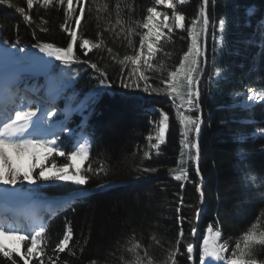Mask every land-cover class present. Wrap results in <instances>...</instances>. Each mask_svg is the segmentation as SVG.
Returning <instances> with one entry per match:
<instances>
[{
    "label": "trees",
    "instance_id": "1",
    "mask_svg": "<svg viewBox=\"0 0 264 264\" xmlns=\"http://www.w3.org/2000/svg\"><path fill=\"white\" fill-rule=\"evenodd\" d=\"M12 2L29 11L26 0ZM99 2L109 3L110 9L114 10L117 0ZM127 2L134 5V17L137 19H142L146 15L147 6L151 5V0ZM199 4L200 0H189L182 7L187 22L195 17ZM248 8H253L251 17L245 13ZM38 11L39 14L36 9L31 11L34 22L29 27L14 9L0 5V44L12 48L14 58L24 59L23 64L29 63L31 57L42 54L32 47L37 42H52L66 47L68 40L59 27L63 22L62 11ZM209 13L213 20L225 17L230 24V33L222 51H217L215 56L211 28L207 35L208 63L207 71L202 76L203 124L199 141L204 210L201 213L198 233L201 240L205 229L209 225H215L222 231L225 240L232 238L234 246L235 238L264 213V137L258 133V129L264 127V104H257L250 112H246L236 109L233 99L237 92L246 96L248 87L264 89V31L260 30V26L264 25V0H217L214 10L211 3L209 4ZM94 15L95 13L93 18L86 17L83 25V34L93 40L100 30ZM41 17L48 21L45 25L50 29L48 32L39 31ZM112 21H115L114 12ZM103 26L104 22L101 21L100 27ZM182 35L186 37L187 34L185 32ZM104 38L113 49V54L122 58L124 54L131 53L132 50L126 47L122 38L114 40L108 33L104 34ZM136 39L138 41V37ZM4 40L9 43L4 44ZM187 43L186 38L176 36L174 44L166 47L172 54L171 58L161 53L160 59L168 66L177 64L187 50ZM18 48H24L25 51L20 52ZM75 51L81 60L90 58L102 67L107 65L111 89L124 95L110 94L107 89H103L106 94L96 96L102 90L100 78L85 64H75L70 72L64 70L68 75L61 76L60 62L55 61L57 67L48 79L23 75L24 84L31 87L48 89L49 85L56 88L59 107H65L66 104L74 110L87 107L83 118L72 116L67 125H78L79 130L90 135V161L93 166L97 167L103 161L110 169L107 176L92 175L85 186L61 185L44 189V198L49 200L68 198L69 194L81 190L85 193L70 208L48 223L53 246L62 237L65 225L69 222L74 230L73 245L75 240H80L83 244V237L89 238L83 253L78 248L75 257L69 256L67 252L60 253L59 264H64L65 261L69 264H89L93 259L102 261L103 264H123L120 257L128 259L130 254L117 241L124 244L126 238L133 233L148 248L156 264H162L169 241H175L181 227L186 233L184 239L194 242L190 232L193 224L197 227L196 210L201 207L200 194L195 190V183L200 179L194 171H189L191 182H184L183 189L180 182L169 175L168 170L176 166L180 152L179 126L171 102L159 98L147 100L149 97L159 96L122 88L120 66L113 64L106 52L93 51L86 57L78 48ZM214 61L226 75V79L218 84L210 83L208 77V73L214 71ZM151 82L159 85L157 78ZM128 97L143 99L131 100ZM235 103H239V98ZM150 106L168 112L172 127L161 153L158 156L152 153L151 159L142 160L143 151L147 150L148 144L145 137L153 131L150 121H156V116L147 110ZM241 133L247 134L250 139L238 143L236 137ZM59 145L66 153L72 151L70 138L65 135H62ZM241 153L245 154L244 159H241ZM141 162L157 171L147 174L134 171ZM52 163L63 166L67 161L62 157H50L46 164L51 166ZM86 166L87 162L82 169ZM246 174L257 177L255 185L245 184ZM178 206L181 207L179 214L175 211ZM178 215L185 218L182 224L177 220ZM258 227L264 230V218H261ZM153 235L160 244L151 239ZM180 247L183 254L178 257V264H191L187 253L183 251L184 244ZM195 250V262L199 264V243ZM48 251L51 255V248ZM257 259L264 261V253H258ZM17 260L19 261V257ZM19 264L23 262L19 261ZM32 264L37 262L33 261Z\"/></svg>",
    "mask_w": 264,
    "mask_h": 264
},
{
    "label": "snow or ice",
    "instance_id": "2",
    "mask_svg": "<svg viewBox=\"0 0 264 264\" xmlns=\"http://www.w3.org/2000/svg\"><path fill=\"white\" fill-rule=\"evenodd\" d=\"M187 3L189 0H151V5L146 8V15L142 19H137L134 17V5L128 3L127 0H117L114 10L110 9L109 3H101L99 0H26L29 11L13 3L12 0H0V5L14 9L29 27L34 22L31 15L34 9L37 10V14H39V9L63 12V22L59 27L60 31L68 37L66 47L57 46L52 42H37L32 45L48 58H35L45 69V74L51 73L57 67L53 61L60 62L59 74L61 76L69 74L64 71L65 69L70 72L73 65L85 64L100 78L102 90L95 95L106 94L103 89L112 87V84L108 83L107 65L102 67L90 58L81 60L75 50L78 48L86 57L89 52H106L112 63L120 66V86L122 88L142 91L149 96H166L171 101L180 137L177 163L175 167L168 170L169 175L175 181L180 182V187L183 189L184 182H191L190 167L195 166V175L200 177L199 182L195 183V190L200 194V203H203V177L199 167L201 154L199 137L203 124L204 81L202 76L207 71L208 63L206 38L211 28L215 56V53L222 51L227 43L230 24L223 16L218 20H213L210 15L209 4L211 3L214 10L217 0H200L197 14L190 22H187L186 15L182 11V7ZM160 6L163 9H170L171 12L160 10ZM113 12L114 23L112 21ZM93 13H95L94 19L97 27L100 29L95 40L83 34L86 17L93 18ZM246 15L251 17L253 10L249 8ZM101 21L104 22L102 28L100 27ZM47 24L48 21L41 17L39 31L48 32L50 29L45 26ZM260 30L264 31V25L260 26ZM185 32L186 37L182 35ZM105 33H108L114 40L122 38L126 42V47L132 50L131 53L124 54L122 58L113 54V49L107 45L104 38ZM178 35L181 39H187V50L183 52L177 64L168 66L164 60L160 59V55L163 53L164 56L171 58L172 54L166 50V47L174 44L175 37ZM3 43L8 44L9 41L4 40ZM18 51L24 52L25 49L18 48ZM213 69V72L208 73L210 83L218 84L226 79L224 71L219 69L215 61ZM154 78L159 80V85L151 82ZM23 83L24 77L21 72H17L11 78H5L0 83V186H4L0 197H3L5 201L33 202L43 198L41 186L37 184L38 181L51 183L70 180L76 185H85L92 175L107 176L110 169L103 161H100L97 167H94L90 161L91 143L87 137L81 135L76 139L70 153L60 148L58 140L60 133L64 131V123L60 122L58 130H54L57 129L56 121L52 120L58 111H54L56 96L49 94L41 98L37 87L26 85L22 87ZM237 98H239V103H235ZM92 99L94 101L95 97ZM128 99L137 100L139 98L128 97ZM233 99L236 109L250 112L257 104H264V89L257 90L248 87L246 96L237 92ZM155 111L159 113V120L150 121L154 124V130L145 137L148 144L147 150L143 151L142 160L151 159L153 151L157 156L161 153L162 146L167 143V136L172 127L168 112L160 108ZM68 118V113L65 112L64 120ZM258 133L264 137V127L259 128ZM68 135L70 139L73 137L71 129L68 130ZM248 139L250 137L245 133L236 137L238 143H244ZM41 157L45 161L49 157H63L67 163L63 166L52 163L50 167H46L45 164L39 163ZM77 158L82 163L87 162V166L83 169L76 168L72 161ZM244 158L245 154L241 153V159ZM25 159L32 161L26 170L22 165ZM37 167H39V173L34 176L33 173L36 172ZM134 171L147 174L154 173L157 169L145 166L141 162ZM48 173L55 174L49 175ZM256 180L257 177L254 175L246 174L245 176L246 185H255ZM25 183L37 185V187L25 189L23 187ZM84 195L82 190L71 193L67 199L56 201L43 212L23 217L0 215V258H2L0 264H19V261L23 264H32L33 261L37 264H59L60 253L67 252L69 256L75 257L77 248L80 253H83L88 237H83V244L80 240H75L73 245L74 230L69 222L65 225L62 237L53 246L48 232V223L59 215L63 208L70 207L76 199ZM180 205H183L182 196ZM175 211L179 214L181 207H176ZM201 212L202 209L196 210L197 220ZM261 218H264V213L261 214ZM261 218H258L246 231L235 238L234 246L232 238L225 240L218 227L209 225L199 245V264H264V261L257 259L258 253H264V230L258 227L261 224ZM184 219L180 215L177 216L181 224ZM197 233L198 229L193 224L190 235L196 237ZM185 235L181 227L175 241H169V247L165 250L166 258L162 264H178V257L183 254L180 247L182 243L187 259L190 261L193 259L194 244L190 240L186 241ZM151 239L160 244L155 235ZM10 241L15 243L10 244ZM117 244L130 254L128 259L120 257L123 264H156L148 248L136 239L134 233L126 238L124 244H120L119 241ZM49 248H51V255ZM110 255L113 254L110 253ZM64 264H69V262L65 261ZM89 264H103V262L93 259Z\"/></svg>",
    "mask_w": 264,
    "mask_h": 264
},
{
    "label": "rangeland",
    "instance_id": "3",
    "mask_svg": "<svg viewBox=\"0 0 264 264\" xmlns=\"http://www.w3.org/2000/svg\"><path fill=\"white\" fill-rule=\"evenodd\" d=\"M187 4H188V3H187ZM248 9H249V8H248ZM248 9L246 10L245 13H247ZM251 9L253 10V8H251ZM160 10L165 11V12H169V13L171 12L170 9H163L162 6H160ZM3 48H4V47H3ZM206 48H207V45H206ZM3 50L6 51V54H5V52H4V55H3V54L1 53V50H0V68H1L5 73H9V74H11V75H12L11 77L15 76L17 72H21L22 74H25V75H31V76H35L36 74H39V73L32 72L31 70H29L28 68H26L25 65H22L21 62H20L21 60H18V59H16V58H14V56H13L11 50L7 49L6 47H5ZM206 51H207V49H206ZM42 56H43V54L40 55V56H34V57H32V61H31V63H33V61L36 60L35 58H39V57H42ZM30 72H31V73H30ZM32 73H33L34 75H33ZM40 75H43V76L47 77V76L49 75V73H48V74H45V73H44V74H40ZM42 91H43V90H42ZM109 92H111V91H109ZM49 94L55 96V92H54L53 90H51V89H50V92L48 93V95H49ZM48 95H47V96H48ZM47 96H46V97H47ZM41 97L45 98L43 95H42ZM153 98H157V97H153ZM42 102H43V101H42ZM155 109H157V108H155V107H153V106H150V107L147 108L148 112H150V114L156 116V121H158V120H159V113L156 112ZM56 110H58V111H57V114L54 115L53 117H55V116H60V119H59L58 121H56V123H57V129H54V130H58V127H59L60 122L63 121V123H64V131H63L62 133H60V134H63V133H64V134H68V130H69V129H68V128L66 129V123H67V121H68L69 118L65 121V120H64V114H65V112H67V113H68V116L70 117L71 114H72V113H71V110L68 111V109H59V108H57V107L55 106L54 111H56ZM75 114H77V115L83 117V112H82V111H79V112L76 111ZM150 126H151L152 129L154 130V124L150 123ZM78 130H79L78 128H76V130H75V129H71L72 133H75V132H76V133L74 134V138H75V140L78 139V138L81 136V132H79ZM82 135H83V136H86V135L83 134V133H82ZM60 136H61V135H60ZM75 140H74L73 147H74V145H75ZM163 146H164V145H163ZM153 153H155V152L153 151ZM49 158H50V157H49ZM62 158H63V157H62ZM31 163H32V161L29 160L27 167L30 166ZM39 163H43V164H45L46 167H50V165H47V164H46V161L43 160V157H41ZM72 163H73V162H72ZM85 163H86V162H84L83 164H81V165H79V166H77L75 163H73V164L76 165V168H80V169H82V167L84 166ZM27 167H25L24 169L26 170ZM73 170H75V169H73ZM190 170H193L194 173H195V166H191V167H190ZM38 173H39V167H37L36 172L33 173V175H34V176H35V175H38ZM48 174H49V175H54L55 173H48ZM37 184H39V185L41 186V192H42V197H43V198L35 200L37 203H40V204L37 205L38 207H33L32 210H34L35 208H37V209L44 208V210H45V208H47L49 205H53V204H54V203H50V204L43 203V202H50V201H52V200H49V199L44 198V194H45L44 189H46V188H55V187H57V186H61V185H72V186H75V187H81V186H84V185H76V184L72 183L70 180H69V181H55V182H51V183H43V182H39V181H38ZM17 186L21 187L20 185H17ZM23 187H24L25 189H27V188H35V187H37V185H28L27 183H25V184L23 185ZM206 233H207V228H206L205 231H204L203 237H204V235H205ZM197 236H198V238H197V237L194 238V242H193L194 244L196 243L195 246H194V253H193V257H194L193 263H195V264H196V262H195V253H196V250H195V249H196V246L198 245V243H199V245H200V244L202 243V241H203V237L201 238V240H199V233H197ZM14 243H15V242H13V243H11V244H14Z\"/></svg>",
    "mask_w": 264,
    "mask_h": 264
},
{
    "label": "bare ground",
    "instance_id": "4",
    "mask_svg": "<svg viewBox=\"0 0 264 264\" xmlns=\"http://www.w3.org/2000/svg\"><path fill=\"white\" fill-rule=\"evenodd\" d=\"M3 49L4 48L2 46H0L1 53L4 55V52L6 54V51L3 50ZM39 58L48 59L47 57H44V56L39 57ZM26 68H28L32 72L39 73V74H36V75H40V74H44L45 73V69L43 68L42 65H40L38 63L37 60H35V62H33L31 65L27 66ZM11 76H12L11 74L5 73L0 68V83H2L5 78H11ZM28 162H29V159H25L22 162V165H23L24 168L27 167ZM72 162L75 163L77 166L83 164L78 158L73 160ZM3 187L4 186H0V192L3 191ZM17 187H19V186H17ZM38 204H40V203H37L36 201H33V202H22V201H17V200L5 201L3 199V197H0V209L1 208H5L6 211H2V212H4L3 214H7L10 217L17 216L16 213H19V212L24 213V214H29L32 211L33 207H38L37 206ZM11 208L15 209L16 211L12 210ZM10 210H12L13 212L10 211ZM17 210H19V211H17ZM9 243L11 244L13 242L10 241Z\"/></svg>",
    "mask_w": 264,
    "mask_h": 264
},
{
    "label": "clouds",
    "instance_id": "5",
    "mask_svg": "<svg viewBox=\"0 0 264 264\" xmlns=\"http://www.w3.org/2000/svg\"><path fill=\"white\" fill-rule=\"evenodd\" d=\"M262 19H264V15L262 16ZM206 45H207V38H206ZM107 91L109 92V91H111V92H109L110 94H114V93H116V94H123L122 92H120V91H113L112 89H107ZM160 97V96H159ZM159 97H157V98H159ZM162 97H166V96H162ZM139 99H143L142 97H138ZM149 98H153V97H149ZM154 99H156V98H154ZM154 99H152V100H154ZM159 99H161V98H159ZM147 100H148V98H147ZM164 100H167V99H164ZM168 101H170V100H168ZM171 102V101H170ZM85 116V115H84ZM85 137H87V138H89L90 139V135L86 132L85 133ZM199 141H200V137H199ZM199 163H200V161H199ZM199 179H200V177H198ZM85 186V185H84ZM202 208V203H201V207L199 208V209H201ZM203 210H204V207H203ZM203 212V211H202ZM200 218H201V216H200ZM196 220V219H195ZM199 222H200V220H199ZM196 224H197V229H198V225H199V223H197V221H196ZM193 239H194V237H193ZM194 244V243H193Z\"/></svg>",
    "mask_w": 264,
    "mask_h": 264
},
{
    "label": "water",
    "instance_id": "6",
    "mask_svg": "<svg viewBox=\"0 0 264 264\" xmlns=\"http://www.w3.org/2000/svg\"><path fill=\"white\" fill-rule=\"evenodd\" d=\"M159 98H161V99H167L168 100V98L167 97H162V96H160ZM152 99H154V98H148V100H152ZM200 161V160H199ZM203 207H204V203H202V211H203ZM202 213V212H201ZM200 216H201V214H200ZM200 216H199V218H198V220L196 219V221H197V223H199V220H200ZM197 238H198V236H196ZM196 237H194V238H196ZM196 244V243H195ZM195 244H194V246H195ZM193 260H194V257H193V259L190 261V263L191 264H194L193 263Z\"/></svg>",
    "mask_w": 264,
    "mask_h": 264
}]
</instances>
